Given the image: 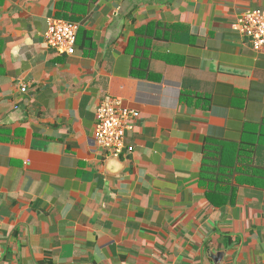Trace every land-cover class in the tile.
<instances>
[{"label": "crops", "instance_id": "1", "mask_svg": "<svg viewBox=\"0 0 264 264\" xmlns=\"http://www.w3.org/2000/svg\"><path fill=\"white\" fill-rule=\"evenodd\" d=\"M253 11L0 0V264H264V49L236 28ZM50 18L79 25L74 55ZM107 99L140 114L119 157L95 140Z\"/></svg>", "mask_w": 264, "mask_h": 264}, {"label": "built area", "instance_id": "2", "mask_svg": "<svg viewBox=\"0 0 264 264\" xmlns=\"http://www.w3.org/2000/svg\"><path fill=\"white\" fill-rule=\"evenodd\" d=\"M236 28L247 38L255 51L264 49V11L247 12L240 17ZM79 25L50 18L45 41L49 47L61 55H74L78 40ZM28 86L22 85L21 91L27 92ZM140 114L123 107L118 99H107L96 113L95 140L112 157H119L124 150L127 132L134 129V121ZM132 148L129 152H132ZM1 237V229H0ZM2 249L0 246V255Z\"/></svg>", "mask_w": 264, "mask_h": 264}]
</instances>
